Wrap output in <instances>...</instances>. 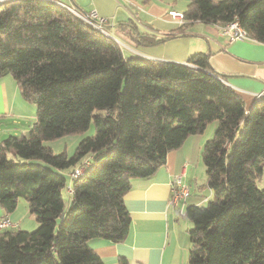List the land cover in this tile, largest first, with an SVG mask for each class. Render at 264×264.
<instances>
[{
    "label": "trees",
    "instance_id": "trees-1",
    "mask_svg": "<svg viewBox=\"0 0 264 264\" xmlns=\"http://www.w3.org/2000/svg\"><path fill=\"white\" fill-rule=\"evenodd\" d=\"M182 14L181 29L238 22L250 40L264 44V0H189ZM126 25L134 47L179 35L159 37ZM124 49L55 2L0 6V80L12 77L37 109L26 134L0 144V206L11 214L24 199L38 223L35 231L0 232V264H104L89 242L128 236L132 220L124 199L132 180L152 177L170 152L216 121L201 152L212 198L186 211L193 223L189 263L264 264V189L258 185L264 97L248 108L212 70L207 54L181 64L127 56ZM91 123L94 135L72 156L44 145L83 134ZM88 158L91 166L71 179L73 207L66 211L63 172Z\"/></svg>",
    "mask_w": 264,
    "mask_h": 264
},
{
    "label": "crops",
    "instance_id": "crops-1",
    "mask_svg": "<svg viewBox=\"0 0 264 264\" xmlns=\"http://www.w3.org/2000/svg\"><path fill=\"white\" fill-rule=\"evenodd\" d=\"M84 12L96 10L107 19L106 30L113 38L127 45L132 54L143 58L186 64L196 54L204 53L214 72L241 94L248 108L264 94V44L250 40L231 41L222 32L223 26L175 21L170 11L183 12L181 0H59ZM188 1H186V4ZM126 23L139 32L162 37L177 32L176 38L154 47H134L127 39ZM125 27L127 29H125ZM36 107L26 101L16 81L6 76L0 80V144L11 135L26 134L36 120ZM189 137L178 150L168 154L166 164L152 177L133 179L125 204L131 216L128 236L119 243L93 239L90 247L104 264H190L189 250L192 221L186 211L191 205H204L212 198V191L200 172L202 137ZM190 186V194L177 209H171L169 200L176 176ZM200 176V177H199ZM202 176V178H201ZM200 178V179H199ZM264 189V169L258 182ZM71 191V190H70ZM202 197V199H201ZM9 218L15 229L36 230L38 223L26 202H19L16 210L7 214L0 206V220Z\"/></svg>",
    "mask_w": 264,
    "mask_h": 264
},
{
    "label": "built area",
    "instance_id": "built-area-1",
    "mask_svg": "<svg viewBox=\"0 0 264 264\" xmlns=\"http://www.w3.org/2000/svg\"><path fill=\"white\" fill-rule=\"evenodd\" d=\"M9 1L12 0H0V6ZM47 1H52L63 6L65 9H67L69 12H71L73 15H75L77 18L82 20L87 25L93 27L94 29L108 36H111V34L108 33L105 27L107 23V19L100 16L96 10H90L89 12H84L74 6L64 4L63 2L58 0H47ZM170 16L175 21H178L180 23L184 22V16L181 12L172 10L170 11ZM222 32L224 34H227L231 41L243 40L248 38L246 32L240 27L238 22H233L223 26ZM117 42L120 44V46L130 49L127 45L120 42L119 40H117ZM130 50L138 54L137 51H134L132 49ZM262 97H264V94H259L255 96L257 100ZM91 164H92V158H88L84 160L83 163L77 166L74 169V171L70 174L71 179H76L82 176L86 172V170L91 166ZM189 194H190V186L183 181V176L182 175L176 176L171 187V197L169 200L170 208L177 209L178 206L186 200ZM16 227L17 224L13 223L9 218H3L0 220V232L9 229H15Z\"/></svg>",
    "mask_w": 264,
    "mask_h": 264
},
{
    "label": "rangeland",
    "instance_id": "rangeland-1",
    "mask_svg": "<svg viewBox=\"0 0 264 264\" xmlns=\"http://www.w3.org/2000/svg\"><path fill=\"white\" fill-rule=\"evenodd\" d=\"M186 1H188L187 3H189V0H181L179 2L178 7L183 6L186 8L188 5V4H186ZM86 12H89V11H86ZM123 51H124V54H126L127 56L132 55V53L130 51H128L127 49H124ZM33 106L36 107L34 104H33ZM217 127H218L217 121L211 123L206 128V130L203 134L197 135L198 136L197 138L202 137L204 139V141L206 140L205 141V143H206L208 140L213 138L215 130L217 129ZM94 133H95L94 124L91 123L90 128L86 132H84L83 134L67 136V137H63V138L53 140V141H46V142H44V145L52 148V150L56 154H60V153L65 152L67 155L72 156L74 154L79 142L86 137H90V136L94 135ZM204 144L202 146V149L204 147ZM11 157H13V156H11ZM33 162L39 163L40 161L39 160H33ZM201 167L202 168L200 169V172L203 176V179L205 180L206 179V169L203 165L202 158H201ZM63 174L66 177V186L62 190V195H63L64 202H65V210L69 211L73 207V204H72L73 195L70 192L71 186H72V180L70 177V173L68 171L63 172ZM202 176H201V178H202ZM259 186H261V183H259ZM201 199H202V197H201ZM20 202H26V201L24 199H20ZM203 203H204V205L207 204V202H203ZM32 231H35V230H32Z\"/></svg>",
    "mask_w": 264,
    "mask_h": 264
}]
</instances>
